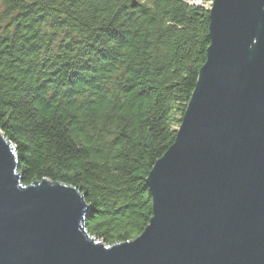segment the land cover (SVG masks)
<instances>
[{
  "label": "trees",
  "instance_id": "1",
  "mask_svg": "<svg viewBox=\"0 0 264 264\" xmlns=\"http://www.w3.org/2000/svg\"><path fill=\"white\" fill-rule=\"evenodd\" d=\"M213 3L2 1L0 131L25 186L49 180L86 195L87 231L106 246L150 224L146 180L207 61Z\"/></svg>",
  "mask_w": 264,
  "mask_h": 264
},
{
  "label": "water",
  "instance_id": "2",
  "mask_svg": "<svg viewBox=\"0 0 264 264\" xmlns=\"http://www.w3.org/2000/svg\"><path fill=\"white\" fill-rule=\"evenodd\" d=\"M207 61L174 145L146 180L134 241L87 231L86 195L23 184L0 131V264H264V0H214Z\"/></svg>",
  "mask_w": 264,
  "mask_h": 264
},
{
  "label": "rangeland",
  "instance_id": "3",
  "mask_svg": "<svg viewBox=\"0 0 264 264\" xmlns=\"http://www.w3.org/2000/svg\"><path fill=\"white\" fill-rule=\"evenodd\" d=\"M2 1H3V0H0V11H1V7H2ZM196 4L201 5L200 3H196ZM205 7H206V9H210V8H211L210 5H207V6H205Z\"/></svg>",
  "mask_w": 264,
  "mask_h": 264
}]
</instances>
